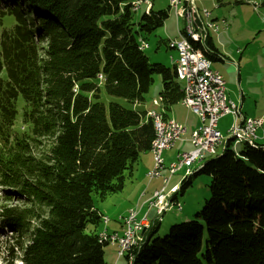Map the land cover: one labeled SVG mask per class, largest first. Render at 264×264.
<instances>
[{"label":"trees","instance_id":"1","mask_svg":"<svg viewBox=\"0 0 264 264\" xmlns=\"http://www.w3.org/2000/svg\"><path fill=\"white\" fill-rule=\"evenodd\" d=\"M131 2L0 0V187L25 199V207L2 213L14 240L10 264H106L107 244L98 234L122 233V222L119 229L104 227L93 196L102 201L120 193L125 174L132 178L140 155L151 152L148 113L155 111L104 105L101 89L141 105L159 75L165 110L182 95L174 66L150 64L139 50L167 13L150 8L134 22ZM202 51L210 62L225 60L211 38ZM19 109L27 132L11 135ZM41 139L46 149L33 153ZM231 147L227 140L171 194L170 209L181 211L177 195L207 176L201 209L163 236L155 220L124 257L127 264H264V142ZM88 226L94 230L86 232Z\"/></svg>","mask_w":264,"mask_h":264},{"label":"rangeland","instance_id":"2","mask_svg":"<svg viewBox=\"0 0 264 264\" xmlns=\"http://www.w3.org/2000/svg\"><path fill=\"white\" fill-rule=\"evenodd\" d=\"M147 1L150 2V6H143L138 9L134 14V22H137L143 12L150 8L153 11H165L168 17L164 21L162 27L146 37L144 43L147 47L143 49V53L150 64H161L165 67L172 68L173 63L171 62V58L176 60L177 53L167 49L166 41L177 39L178 33L176 17L173 10L170 8V0ZM194 5L201 14L203 9L210 12L208 21H212L219 25V31H210L209 36L215 48L225 60L210 62V70L218 72L222 77L225 87V97H228L239 107L241 102L240 95H243L245 101L243 111H246L248 116L253 115V112L264 114V3L260 0H194ZM3 22L5 27H9L12 24V19L7 17ZM178 25L179 28L183 26L182 19H179ZM160 40L165 41V44H160ZM179 85L180 87H183L182 82H179ZM161 88L160 76L154 75L153 83L145 96L144 104L132 106L123 99L107 96L103 89H101L100 92V101L104 105H108L109 102H117L123 107L129 109L138 111L153 109L159 113L161 111L160 109L164 107L158 100ZM178 102L171 106L170 110H165L163 108L162 111L168 116V118L175 120L181 119L183 123H186L185 128L187 129L186 134L181 137V140L175 142L173 148L163 152L164 154L162 156L167 165L174 159V155L177 152L189 151L192 149L190 143L184 139H188L191 131H195L201 126L199 118L185 107H181L179 105L180 102ZM17 105L18 108L21 107V99H18ZM173 107L174 111L172 110ZM20 115L21 111L18 112L17 119L10 129L11 135L27 132V125L23 124ZM232 122V116H224L218 121L217 127L222 134L224 141L230 139L227 130ZM237 124H239V121ZM41 142L42 144L40 146H33V153L38 154L46 149L44 143L45 140L41 139ZM239 147L240 144H234L232 142L231 148L234 151H238ZM222 150V147L217 148L216 155H219ZM153 168V154L151 152L142 153L138 162L134 165L132 178H129L128 175L125 174L124 191L122 190L118 194L109 195L102 201L96 196H93L94 207L109 220L107 223L108 229L117 228V224L121 223L122 219L128 215L129 211L136 207L135 206L128 211V208L132 207L135 201L130 202L129 199H124L126 196L131 194L132 198L136 199L141 192H144L145 190L146 192L144 196L142 197L140 195V198L143 199L147 197V193H149L150 190H161L164 187L163 179L166 178V173V175L164 173L162 174L163 177L161 176L160 178L152 180L148 179L147 172H151ZM181 179L182 174L172 177L163 192L167 193L176 183V186L179 188ZM209 182V177L204 175L197 176L192 180L191 187L184 192L183 196H180L179 194L177 195L178 201L182 206L181 211H176L172 208L173 210L170 209L163 214L162 217H152L151 223L155 220L160 221L157 233L158 236L165 235L172 224L190 220L192 216L201 209L204 200L209 194ZM7 195L3 194V190L0 187V264H10L11 260L8 247L14 243L11 236L12 232L6 227L7 221L2 218V213L4 209L25 207L24 198L13 195L12 193ZM117 196H122L123 199L121 202L114 199ZM141 205L143 206L140 208L139 216L145 212V208L143 207L146 206V203ZM141 205L137 206L140 207ZM102 228L103 226L100 223L95 230L92 226H88L86 232L93 230L99 231ZM145 232L146 231H144L143 234ZM136 247H138V245ZM103 249L105 253V263L115 264L116 247L106 245ZM6 250L7 252L5 253ZM117 260H119L118 264H127L124 257L118 258ZM13 264H19V262L13 260Z\"/></svg>","mask_w":264,"mask_h":264},{"label":"built area","instance_id":"3","mask_svg":"<svg viewBox=\"0 0 264 264\" xmlns=\"http://www.w3.org/2000/svg\"><path fill=\"white\" fill-rule=\"evenodd\" d=\"M264 3V0H260ZM170 4H175L182 13L183 26L179 28L176 23L178 38L174 39L178 45L177 57L182 59L183 72L182 77L187 84L186 105L187 109L195 114L201 126L190 134L187 140L192 149L179 152L169 166V174L173 176V169L177 166H185V172L192 168L193 164H198L203 159L210 157L216 152L217 148L225 146L222 134L217 129L218 121L224 116H232L233 122L227 130V134L242 133L253 142H264V120L258 118H244L240 113H232L231 105L234 102L226 100L224 81L218 72L210 70V61L202 58L201 53L196 49L197 37L210 38L208 33L203 31V16L209 17L210 12L203 9L201 12L195 7L194 0H170ZM135 5L149 7L147 0H132L131 6L134 10ZM216 32L219 31V25L215 24ZM145 45L144 41H142ZM172 62V58H171ZM152 116L159 121L160 143L155 152L154 168L147 172L149 180L159 177L158 161L162 158L166 147H172L185 134V128L174 122L171 129H164V118L161 114L155 112ZM239 121V124L237 122ZM235 144V142H233ZM183 174L182 177H184ZM164 180V179H163ZM176 185L171 191L164 193V189L154 191L147 199L145 214H138L136 211H129V214L123 221H129V230H122L121 234H114L116 237V258L125 257L131 248L139 245L143 240V232L146 231L151 223L152 217L159 218L168 211L167 199L169 195L176 191ZM154 195H161V202H154ZM153 218V219H154ZM108 221V218H106ZM130 230H139L138 243H131L129 238ZM112 232V231H111ZM113 234V232H112ZM99 241H106L98 237Z\"/></svg>","mask_w":264,"mask_h":264},{"label":"bare ground","instance_id":"4","mask_svg":"<svg viewBox=\"0 0 264 264\" xmlns=\"http://www.w3.org/2000/svg\"><path fill=\"white\" fill-rule=\"evenodd\" d=\"M142 7V5H135L134 6V12L138 11V9H140ZM170 8L173 10L174 15L176 17V23H178L179 19H182V13L180 12V9H178L176 7L175 4H170ZM209 17H204L203 18V31L205 33H210V31L216 32V26L214 25V23L212 21H208ZM205 41L206 38L205 37H197L196 40V49L199 51V53H201L202 58H204L205 60L209 61L206 56L204 55L202 48L205 45ZM147 47V45L143 44L142 41H140L139 43V50H143ZM166 47L168 50H172L175 51L176 53H178V45L175 43L174 40H168L166 41ZM172 63L173 66L175 68V72H176V78L179 82L183 83V87L182 88V95L179 99L180 104L185 107L187 109V105H186V95L187 94V84L185 83V81L183 80L182 77V72H183V64H182V59L177 57L176 60L172 59ZM225 88V87H224ZM231 112L232 113H239V109L237 105H231ZM153 112H150L148 115L151 116L153 118V127H154V131H155V138L152 142V146H151V153L153 154V161L155 163V152H156V148L160 143V131H159V121L157 118H155V116H152ZM174 120L171 119H165L164 118V129H171L174 125ZM230 139L232 142H235L237 144H241L243 142H248L249 144H253V141L249 140V138L246 135H243L242 133H231V135H229ZM227 141V140H226ZM171 147H166L165 151L169 150ZM224 149V146L223 148ZM216 156V152L213 153V155H211L210 157H215ZM209 158V157H208ZM207 158L203 159V161H201L198 164H193L192 168L187 170L185 172V166H177L176 168L173 169V176L174 175H178V174H185V176L189 175L192 173V169L195 166H200ZM158 168H159V175L160 172L165 168L168 177L164 178L163 180V184L164 187L163 189L167 186V184L169 183L170 178L172 177V174H169V166L168 165H164V159L163 156L161 159H159L158 161ZM173 189V186L169 189V191H171ZM177 189V188H176ZM170 200H171V195H169V199H167V206H168V210L170 209L171 205H170ZM154 202H161V195H154ZM170 202V203H169ZM146 206H147V200L145 201ZM143 205L136 206L133 210L130 211H136L138 208V214L140 211V208ZM129 214V213H128ZM145 214V212L143 213ZM107 217H103V225L104 227L106 226L107 222L106 221ZM124 218L122 219V223H123V230H129V221H123ZM114 234H118L116 232H112L111 231H107L105 228L102 230L101 233L98 234V237H102L104 240L106 241H102L103 243H106L107 245H111V246H115L116 247V237L114 236ZM129 238L131 240V243H138L139 241V230H130L129 231Z\"/></svg>","mask_w":264,"mask_h":264},{"label":"crops","instance_id":"5","mask_svg":"<svg viewBox=\"0 0 264 264\" xmlns=\"http://www.w3.org/2000/svg\"><path fill=\"white\" fill-rule=\"evenodd\" d=\"M240 97H241V102H240V105H239V107H238V109H239V113H240V115L242 116V117H244V118H256V119H258V118H260V119H262V120H264V114L263 113H256V112H253V115H250V116H248L246 113V111H243V105L245 104V101H244V97H243V95H240ZM232 101V100H231ZM175 103H177V102H175ZM175 103H171L169 106V110H170V108H171V106H173V105H175ZM179 103V102H178ZM179 105L182 107V105L179 103ZM163 108L164 107H162V109H160L161 111L159 112L162 116L164 115L166 118H168V116L167 115H165L162 111H163ZM146 110H148V111H155V110H153V109H146ZM173 111H174V107H173V109H172ZM156 112V111H155ZM158 113V112H157ZM168 119H171V118H168ZM171 120H174V121H176L178 124H180V125H182L184 128H185V124L186 123H183L182 122V120L181 119H179V120H175V119H171ZM217 129H218V127H217ZM186 132H187V129L185 128V134H186ZM193 132V130L191 131V133ZM184 134V135H185ZM189 139V138H188ZM188 139H184V140H188ZM170 150V149H169ZM168 151V150H167ZM179 152H177L175 155H174V159H175V157H176V155L178 154ZM164 154V153H163ZM164 159V158H163ZM173 159V160H174ZM167 161H168V159H167ZM170 162V161H169ZM168 162V163H169ZM164 165H167L166 164V162H165V159H164ZM195 167H197V166H195ZM194 167V168H195ZM165 169V168H164ZM165 170H163L161 173H160V175H159V177L158 178H160L161 176H162V174L164 173H166L167 174V172L165 171ZM165 174V175H166ZM175 176V175H174ZM174 176H172V177H174ZM163 177V176H162ZM167 177V176H166ZM171 177V178H172ZM157 179V178H156ZM171 180V179H170ZM149 182H151V181H149ZM174 185H177V183L176 184H174ZM173 185V186H174ZM125 189V188H124ZM124 191V190H123ZM153 191H156V189L155 190H150V192L149 193H147V197L146 198H143V199H141L140 198V195L143 197L144 196V194H145V190H144V192H141V194L139 195V197H137L136 199L135 198H132V196H131V194H129L128 196H126L124 199H129V201L130 202H134V205L132 206V207H130V208H128V211L130 210V209H132V208H134L135 206H137V205H141V204H143V203H145V201L151 196V194L153 193ZM169 191V190H168ZM148 192V191H147ZM152 192V193H151ZM114 199H116V201H119V202H121V200L123 199L122 198V196H117L116 198H114ZM113 199V200H114ZM112 200V201H113ZM143 208H145V210H146V206H144ZM127 213V212H126ZM121 224V223H120ZM119 223L117 224V228H115V229H119L121 226H122V224L120 225ZM113 254V253H112ZM113 260V259H112ZM115 261V264H118V261L119 260H117V258L114 260Z\"/></svg>","mask_w":264,"mask_h":264}]
</instances>
